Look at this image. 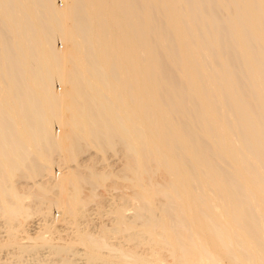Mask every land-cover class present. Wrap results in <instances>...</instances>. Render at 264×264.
Returning a JSON list of instances; mask_svg holds the SVG:
<instances>
[{
	"label": "bare ground",
	"instance_id": "obj_1",
	"mask_svg": "<svg viewBox=\"0 0 264 264\" xmlns=\"http://www.w3.org/2000/svg\"><path fill=\"white\" fill-rule=\"evenodd\" d=\"M58 1L0 0V251L264 264V0ZM115 173L132 187L114 208L129 248L103 227L79 232L83 252L20 243L33 211L84 217Z\"/></svg>",
	"mask_w": 264,
	"mask_h": 264
},
{
	"label": "rangeland",
	"instance_id": "obj_2",
	"mask_svg": "<svg viewBox=\"0 0 264 264\" xmlns=\"http://www.w3.org/2000/svg\"><path fill=\"white\" fill-rule=\"evenodd\" d=\"M58 2L61 3L60 0ZM58 40H60V39H58ZM58 40H57V43L59 42L58 43L60 45L59 47H61V43H60L61 41H58ZM86 155L87 154H84V156H86ZM61 158H62V155L60 156V158L57 159V161H59V159L62 161V162L60 161V163H62L63 172L66 170L65 168H69L68 166H72L75 164V161L72 159L69 162L68 161L69 158L68 157L66 158V156L64 154H63V158L62 159ZM64 158H66V159H64ZM107 158L109 160L106 159L105 162L107 164H110L111 166L113 165V167L115 168L114 169L113 167H110V169L111 168H112L111 170L117 169V172H120L121 169H120V171L118 169L121 168V164H122L121 163L122 162L121 157L117 154H114V155L109 154L107 156ZM63 161H67L68 162L67 165H66V162L63 164ZM53 164H55V165H53ZM52 165L54 166V169L56 168L55 170L58 171L57 170V164L55 162H53ZM101 165H104V164H99V166H101ZM115 174H116V176L111 177L110 179L107 180L108 184L112 185V183H114L113 186L108 185L106 188L103 186L93 188L96 193L102 194L100 196H103L104 200L100 199L99 198L100 196H99L97 199H95V201L94 200L89 201L90 203L87 204V207L86 208L84 207L85 208L84 217L80 214V216L78 215L77 218L72 219L73 217L70 218V216L68 214H62V210L60 208L57 207L58 208L57 209V208H54L52 206L53 207V209L51 207V209L53 210L52 211L51 209L49 210L47 208V204L46 205L44 204L42 206L43 209L41 210L42 213H39L41 211H39V212L33 211V213H31L27 219H24L22 221L23 223L20 225L21 227L18 226V228L19 227L20 228H19V232L17 233V237L19 239L18 238L17 239L20 241V243H22V244L24 243V244H28V245L30 243L41 241L40 240L41 238L40 239L35 238L39 235H40L39 237H43L44 240L47 239V241L54 243V244L57 242L65 243L66 241L75 240L76 241L75 249L83 252L86 249V246L84 247V245H82L79 241V238H80L79 236L81 235V233L83 232L82 234H84V232H86V233L89 232L90 234H92L94 236H96V235L99 236L101 233L100 231L103 227V228H108L110 230L108 232L106 239H107L108 243H110V245L112 244L111 246H113L115 244L118 247L123 246V248H124V246H126L125 248H127L130 245L126 239L130 235V233H132L133 231H137V230L136 229H129L128 232H124V233L118 232L115 229V227H116L115 225L117 224L116 222H118V219L116 218L117 220H115V217H117V215H115L114 208L116 207V203H118L117 206L120 204V202L124 203V200L121 198V195L123 193H131L132 187L127 186V185H129L128 180H125V178L123 179L117 173H115ZM86 190H88V191L91 190V187H89V185H88L86 187ZM29 197H31V196H29ZM99 201H102V203H101L102 207L100 206ZM26 202H28V203L30 202V204L32 203L30 206L31 208L37 207V204H38V202L35 201V199H34V202L37 203V204L34 203L36 205L35 206L33 204V198L31 199L28 197L26 198ZM134 203H135V201H130V200L128 201L127 207L125 209L126 215L130 216L133 214V212L135 211L133 208ZM111 206H113V207H111ZM58 216L60 217V219H57V218H59ZM0 221H1L0 222L1 223L0 224V239H1V238H4L6 236L7 228L4 225V219H1ZM4 229H6V230H4ZM79 232H81V233H79ZM120 244L122 246H120ZM117 246H115V247H117ZM9 248L8 249L3 248L0 251V264H20V263L21 264H40V263L41 264H43V263L44 264H56L57 263L56 257L53 256L54 254L50 253L49 249L46 247H41L42 249H39L38 251H34V252H22V251L20 252L19 250H18L19 251L18 252L17 251L18 247L14 248V249H12L13 247H11L10 249ZM101 251L99 253L101 255L103 254V257L107 256L106 253L107 254L112 253V252H110L111 250L109 251L107 249H102ZM72 253L73 252H71V256L73 257V261H74L73 263L74 264H88V263H86V259L84 256L82 257L81 254H79L80 256H78V253H75V252L74 253L76 255L75 254L73 255ZM112 254H116V252L113 251ZM20 255H21V257H20ZM109 258L113 259V258H111V256L110 257L108 256V259ZM108 259H107V261L111 262V260L110 259L108 260ZM112 261H114L113 264H116L114 259ZM110 262L108 264H111ZM106 263L107 262H105V263L103 262L102 264H106Z\"/></svg>",
	"mask_w": 264,
	"mask_h": 264
}]
</instances>
